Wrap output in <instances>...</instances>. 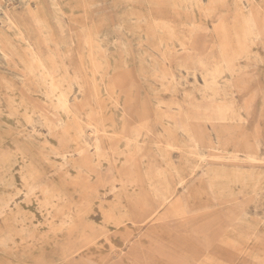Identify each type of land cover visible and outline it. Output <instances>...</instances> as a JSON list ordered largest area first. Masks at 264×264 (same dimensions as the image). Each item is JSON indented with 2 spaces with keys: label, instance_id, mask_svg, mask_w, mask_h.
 Listing matches in <instances>:
<instances>
[{
  "label": "rangeland",
  "instance_id": "obj_1",
  "mask_svg": "<svg viewBox=\"0 0 264 264\" xmlns=\"http://www.w3.org/2000/svg\"><path fill=\"white\" fill-rule=\"evenodd\" d=\"M0 264H264V0H0Z\"/></svg>",
  "mask_w": 264,
  "mask_h": 264
},
{
  "label": "bare ground",
  "instance_id": "obj_2",
  "mask_svg": "<svg viewBox=\"0 0 264 264\" xmlns=\"http://www.w3.org/2000/svg\"><path fill=\"white\" fill-rule=\"evenodd\" d=\"M11 21H14V18L11 16L10 18H9ZM9 20V21H10ZM10 21V22H11ZM13 24V23H12ZM17 29V28H16ZM19 34V33H18ZM21 35V34H20ZM35 58H36V60H39V63L42 65V67L43 68H45V70H47L48 71V68H47V66L45 65V63L42 61V59H41V57H40V55H39V53H38V51H36L35 50ZM51 65V64H50ZM227 67V66H226ZM49 77H51V75H50V73H49ZM58 77V76H57ZM51 80H53V79H51ZM55 83V82H54ZM180 85V84H179ZM67 94V93H66ZM60 96H61V100H67V98H66V95H65V93L61 90L60 91ZM69 103V102H68ZM216 119V118H215ZM213 121V120H212ZM201 122H203V121H201ZM90 123V122H89ZM204 123V122H203ZM213 123V122H212ZM211 123V124H212ZM201 124V123H200ZM214 124V123H213ZM181 126V125H180ZM179 126V127H180ZM201 126H202V124H201ZM93 127V126H92ZM91 127V128H92ZM95 127V128H94ZM93 128H94V131L96 132V133H100V132H102V130H103V132H105V130L104 129H100V128H97V126L95 125ZM190 127H191V125H190ZM193 127V126H192ZM196 127V126H195ZM205 127V126H204ZM90 128V127H89ZM90 128V129H91ZM187 129H188V127H187ZM197 129V128H196ZM208 130V129H207ZM201 131V130H200ZM208 132V131H207ZM128 133V132H127ZM199 133V132H198ZM204 133V132H203ZM202 134V133H201ZM198 135V134H197ZM191 137V136H190ZM134 138V137H133ZM200 137L198 136V140H200L199 139ZM206 141V140H205ZM197 143H199V141H197ZM159 145V144H158ZM204 145V144H203ZM97 147H98V145H96ZM201 146V145H200ZM99 153V152H98ZM103 153V152H102ZM105 154V153H104ZM96 155V154H95ZM100 155V154H99ZM106 155V154H105ZM104 155V156H105ZM102 157V156H101ZM11 158V157H10ZM23 158H24V156H23ZM93 159H94V156H93ZM101 159V158H100ZM2 160V159H1ZM94 161V160H93ZM249 161H251V160H249ZM258 162V161H257ZM207 163V162H206ZM49 165V164H48ZM94 165V164H93ZM97 167V166H96ZM95 167V168H96ZM82 169H84V168H82ZM10 170V169H9ZM31 170V169H30ZM29 172V171H28ZM156 173H158L157 172V170H156ZM30 174V173H29ZM158 175H159V173H158ZM127 176V175H126ZM126 176H125V178H126ZM130 176V175H129ZM162 177H164V176H162ZM167 177V176H166ZM130 179V178H129ZM160 180V179H159ZM167 180H168V178H167ZM166 180V182H168ZM130 182H132L131 180H130ZM158 182H160V181H158ZM157 182V183H158ZM161 183V182H160ZM136 184V183H135ZM168 184H169V182H168ZM126 185V184H125ZM132 185V184H131ZM138 185V184H137ZM171 185V184H170ZM141 186V185H140ZM133 187V186H132ZM163 187V186H162ZM171 187V186H170ZM165 190V189H164ZM169 190V189H168ZM165 191H167V190H165ZM170 191V190H169ZM168 192V191H167ZM139 193V192H138ZM141 193H143L144 194V192H141ZM142 194V195H143ZM168 194V193H167ZM134 196V195H133ZM136 196V195H135ZM137 198L139 197V195L138 196H136ZM142 197V196H141ZM145 197V196H144ZM143 197V198H144ZM165 197V199H164V201L162 202V205H161V207L160 208H163V207H165L170 201H171V199L174 197V190L170 193V194H168V195H166V196H164ZM129 198H130V196H129ZM146 198V197H145ZM133 199V198H132ZM134 199H135V197H134ZM137 200V199H136ZM141 200V199H140ZM133 201V200H132ZM101 202V201H100ZM138 202V201H137ZM133 204V203H132ZM147 204V203H146ZM136 205V204H135ZM137 207H138V205H137ZM160 208L159 209H157V210H155L154 211V213L148 218V220H151L152 218H154L159 212H160ZM172 208V207H171ZM147 209V208H146ZM81 210V209H80ZM83 212V211H82ZM82 214V213H81ZM69 222V221H68ZM72 224V223H71ZM66 227V226H65ZM70 237V236H69ZM73 237H75V236H73ZM82 238V237H81ZM72 239V238H71ZM77 239V238H76ZM77 241V240H76ZM84 243V242H83ZM75 245V244H74ZM71 248V247H70ZM73 249V248H72ZM75 250V249H74ZM76 252H77V250H76ZM70 256H72V255H70ZM67 258V257H66ZM70 258V257H69ZM130 261V260H129Z\"/></svg>",
  "mask_w": 264,
  "mask_h": 264
}]
</instances>
